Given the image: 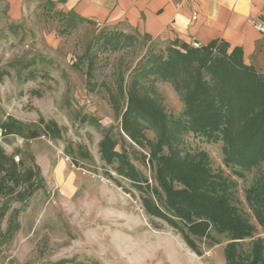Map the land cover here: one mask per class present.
I'll use <instances>...</instances> for the list:
<instances>
[{
    "label": "rangeland",
    "instance_id": "374dc122",
    "mask_svg": "<svg viewBox=\"0 0 264 264\" xmlns=\"http://www.w3.org/2000/svg\"><path fill=\"white\" fill-rule=\"evenodd\" d=\"M48 1L0 0V117L13 115L25 122L44 117L64 128L61 138L34 139L5 136L0 130V157L5 165L14 160L20 172L34 170L38 181L32 194L24 192L23 185H16V192L8 186L0 189V211H5L0 216V233L6 231L12 212L18 225L10 240L3 235L4 241L0 234V264H264V231L244 240H230L216 231L210 240L195 237L202 251L199 255L179 230L149 215L141 194L101 159L99 142L109 129L118 141L117 149L125 147L156 184L154 167L142 162V153L155 147L156 133L145 127L148 142L141 147L123 126L127 91L125 98L116 100L118 108L110 95L118 94L121 74L124 84H129L130 74L149 46L159 51L169 42L134 40L118 50L91 46L105 31L133 34L137 30L125 21L92 24L86 20L64 29L59 13L64 10L62 3L52 7ZM87 48L89 59L83 56ZM30 60H36L32 78L20 73L21 65ZM152 90V95L159 93L171 125L173 119L187 120L183 97L170 82L159 80ZM90 117L99 125L90 123ZM137 120L127 123L136 126ZM70 143L86 145L92 159L74 160L67 155ZM172 145L179 158L187 156L192 167L199 164L190 174L195 187L177 178L172 181L174 189L197 196L195 203L182 201L184 208L198 210L207 199H223L228 210L244 207L248 212L245 191L264 178V159L239 177L231 170L234 163H227L221 140H206L180 128ZM164 149L169 152L167 146Z\"/></svg>",
    "mask_w": 264,
    "mask_h": 264
},
{
    "label": "trees",
    "instance_id": "16d2710c",
    "mask_svg": "<svg viewBox=\"0 0 264 264\" xmlns=\"http://www.w3.org/2000/svg\"><path fill=\"white\" fill-rule=\"evenodd\" d=\"M66 1L48 2L54 7ZM59 13L66 23L64 29L77 27L79 22L84 20L96 23L72 10H62ZM141 39L147 42L152 41L153 37L149 33L139 31L133 34L105 31L95 37L89 45L96 44L118 50L134 40ZM229 47V44L221 39L201 44L176 37L159 51L149 46L130 74L129 84H124L121 74L118 94L113 92L110 97L118 108L120 103L116 100L125 98L127 91L128 107L123 114V126L141 147H145L148 142L145 127L149 126L156 133L155 147L148 154L142 153V162L150 163L155 169L156 184H152L149 177L137 167L125 147L122 150L117 149L118 141L109 129L105 130L99 142L101 159L111 165L118 176L128 180L131 187L141 194L146 212L179 230L187 244L199 255L202 251L195 237L199 240H210L215 238L213 232L216 231L225 234L230 240H244L253 237L258 230L264 231L263 177L257 179L245 191L248 212L244 211V207L228 210L223 199H207L206 206L198 210L184 208L182 201L195 203L197 196L185 189H174L172 185V181L177 178L184 184L195 187L194 178L190 174H194L199 165L192 167L187 161V156H177L172 140L180 128L191 130L206 140H221L227 163H234L231 170L239 177H245L246 172L252 171V168L264 159V73L254 65L245 63L240 47L232 50ZM88 50L87 48L83 53L87 59L91 58ZM35 64L36 60H30L21 65L20 73L30 75L28 78L35 77V70L32 68ZM159 80L170 82L181 94L187 120L182 122L181 118L173 119L174 125L170 124L171 119L162 106L159 93L152 95V88ZM140 117L146 119L147 123L141 122L143 120ZM133 118L138 119L136 126L127 123ZM88 119L90 123L99 125L96 118ZM0 130L5 136L19 135L26 139L42 135L61 138L64 132V128L55 120L41 117L38 121L25 122L13 115L0 117ZM122 141L126 142L124 137ZM164 146L169 149L168 153ZM65 150L74 160L92 159V154L82 143L75 146L70 143ZM36 176L32 169L20 172L18 163L14 160L5 165V161L0 157L1 190L8 186L10 191L16 192V185H23V191L29 194L31 190L34 192L37 185L38 181L34 179ZM9 182L15 186H10ZM38 186L43 185L39 182ZM210 190L214 192L213 188ZM192 195L195 198L191 199ZM207 197L211 198V195ZM4 212L0 211L1 217ZM8 221L6 231L0 234L10 240L18 228L13 212ZM212 244L209 243L208 246Z\"/></svg>",
    "mask_w": 264,
    "mask_h": 264
},
{
    "label": "crops",
    "instance_id": "0c3cea01",
    "mask_svg": "<svg viewBox=\"0 0 264 264\" xmlns=\"http://www.w3.org/2000/svg\"><path fill=\"white\" fill-rule=\"evenodd\" d=\"M62 7L104 24L125 21L168 42L221 39L230 50L240 47L245 63L264 73V34L253 24L264 16V0H67Z\"/></svg>",
    "mask_w": 264,
    "mask_h": 264
},
{
    "label": "built area",
    "instance_id": "2783aa9c",
    "mask_svg": "<svg viewBox=\"0 0 264 264\" xmlns=\"http://www.w3.org/2000/svg\"><path fill=\"white\" fill-rule=\"evenodd\" d=\"M255 27L264 34V16H260L253 21Z\"/></svg>",
    "mask_w": 264,
    "mask_h": 264
}]
</instances>
